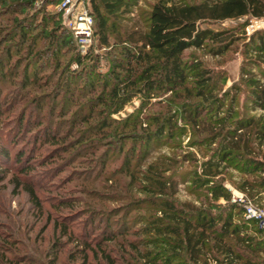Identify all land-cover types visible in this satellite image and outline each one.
I'll return each mask as SVG.
<instances>
[{
	"label": "trees",
	"instance_id": "16d2710c",
	"mask_svg": "<svg viewBox=\"0 0 264 264\" xmlns=\"http://www.w3.org/2000/svg\"><path fill=\"white\" fill-rule=\"evenodd\" d=\"M137 1L89 0L94 36L105 48L103 56L109 62L105 74L95 73L98 64L95 54L79 53L72 33L61 22L60 13L50 26L44 22L42 27L33 25L37 30L35 35L30 34L32 28L25 18L21 21L12 18L17 48L25 45L26 62L19 75L22 84L39 88L37 75L45 65L51 66L52 72L59 70L58 77L62 72L65 75L55 86L63 103L74 108L63 120L64 131L52 130L42 119L37 120L35 131L42 127L39 133L43 143L64 154L70 152L75 158L85 150L90 154V161L103 147L104 151L95 158L100 159L97 161L99 174L108 166L107 152L114 151L115 160L120 159L116 172L128 178L126 197H112L114 203L122 199L127 202L105 213L102 226V218L95 220L97 214L105 215L99 210L86 214L77 233L72 226L54 222L63 241L55 242L58 248L49 257L48 264H58L59 250L68 244L74 248L66 257L72 264L76 261V264H209V260L214 264H264V234L253 221L244 219L243 209L230 201L231 193L224 186L223 178H219L223 169L232 167L244 177L237 190L247 198L254 201L260 190H264V85L251 76L246 80L251 109H259L263 115L232 122L233 98L225 107L212 94L210 71L199 60L186 58L184 54L190 49L200 50L207 43L217 44L215 55L226 51L236 39L234 30H214L210 25L240 18H246L244 26L248 19L264 21V0L188 3L156 0L149 8L143 30L122 24L129 20L127 16ZM35 2L12 0V5L18 8L15 13L27 14L33 9L30 17L34 18L41 14ZM41 19L44 18L41 16ZM37 38L44 40L40 48ZM245 46L248 47L246 56L250 55L248 63L259 68L264 78V30L249 36ZM61 56L67 57L65 63L59 61ZM70 64L76 67L69 70ZM133 99L138 101V106L132 113L118 120L112 117ZM31 101L40 107L38 113L43 110L34 96ZM178 102L180 107L173 110ZM213 105L214 111L203 114L205 107ZM155 107L158 112H150ZM222 108L224 113L220 117ZM178 121L181 128L177 127ZM28 123L25 115H19L12 142L29 127ZM189 128L196 136L190 142L192 147H213L209 148L211 156L194 166L183 181L190 186L189 192L201 199L198 206L176 202L179 183L168 173L175 170L179 160L174 155L151 159L152 150L158 145L162 147L166 140L175 139L177 129ZM31 131L29 128L28 132ZM2 145L0 160L8 161V148ZM185 157L183 161H197L191 153ZM12 159L19 172H28L27 164L23 163L25 153H15ZM5 170L0 164V182L5 178ZM17 181L16 185H21ZM118 182L114 180L116 191ZM24 189L39 207L33 188L25 185ZM69 206L68 201L62 200L56 209ZM131 212L137 213L132 220L129 219ZM119 213L126 221L113 226L109 216Z\"/></svg>",
	"mask_w": 264,
	"mask_h": 264
},
{
	"label": "rangeland",
	"instance_id": "374dc122",
	"mask_svg": "<svg viewBox=\"0 0 264 264\" xmlns=\"http://www.w3.org/2000/svg\"><path fill=\"white\" fill-rule=\"evenodd\" d=\"M155 1L138 0L132 12L127 16L129 20L122 24H128L129 27L135 26L138 30H143L146 24V15ZM174 1L188 3L197 2L198 0ZM56 3H58V0H36L35 5L41 11V14L31 18L33 9H30L27 14L15 13L18 8L15 4L12 5V0H0V144H3L4 148H8L10 155L8 161L0 160L1 166L7 170H5L7 172L5 178L0 182V264H48L49 257L53 256L54 249L58 248L57 245H54L55 242L63 241L58 237L59 229L54 227V222L58 225L72 226L73 231L77 233L81 230L82 222L89 211L99 210L98 212L105 214L117 204L127 202L124 199L119 200L118 203L112 202L113 196L126 197L124 190L125 185L128 184V178L123 175L120 176L116 172L119 170L117 168L120 159L115 160L116 153L114 151L107 152L108 166L99 174L98 164L100 162L97 161L100 159L97 158L96 160L95 158L104 151L103 147H100L93 161H90V154L86 153L85 150L81 151L82 156L75 158L70 152L64 154L62 150H56V147L51 144L43 143L42 134L39 133L42 127L35 131V124L38 119H42L52 130H56V128L57 130H66V123H63V120L69 117L71 110L74 108L63 103V97L60 93L58 94L57 86H55L58 81L62 82L65 75L63 76L62 72L58 77L59 70L52 72L51 66L45 65L37 75L40 78L38 80L40 83L39 88L31 89L30 85L24 86L22 84L19 75L23 70L22 66L26 62L24 56L25 45H19L17 48V36L12 35L15 32L12 29V18H19L20 21L25 18L26 24L29 22L32 28L29 31L30 34L35 35L37 30L33 29V25L36 27H42L45 24L50 26L59 13L62 22L60 3ZM41 16L44 19H41ZM245 22L246 18H240L210 25L214 30L230 29L234 30L236 34V39L232 45L223 53L215 55L218 46L212 43H207L200 50L190 49L184 53L186 58L193 57L199 60L203 67L210 71L212 94L222 100L225 107L229 106L230 98H233L235 115L232 122L237 119L244 120L248 117L259 118L263 115L261 110L251 109V102L248 99L249 86L246 82L247 78L251 76L263 85L264 78L259 73V68L248 63L250 55L247 54L246 56L245 54L248 48L245 43L248 42L249 36L254 32L264 30V21L248 19L247 24L244 26ZM37 39L40 48L44 40L42 38ZM89 52L98 57L95 73H107L109 62L103 56L105 48L100 46L96 36ZM66 60L67 57L64 56L59 58L62 63H65ZM15 64L17 66H14ZM75 67L76 65L70 64L69 70ZM28 73H32L31 69H28ZM44 84H47L46 87L43 86ZM33 96L38 104L43 106V110L39 113L37 111L40 107L32 104ZM166 97L163 96L162 98ZM179 102L173 107V110H178L180 107ZM137 106L138 101L133 99L125 105L119 114L112 117L116 120L125 118ZM214 110V105L210 108L205 107L203 114H209L210 111ZM150 112L157 113L158 108L155 107ZM223 113L224 108L219 113L220 117L223 116ZM21 114L26 116L27 121L29 120V127H26L20 136L12 142L15 139L16 122ZM60 114L63 115L60 116ZM179 126H181L180 121L177 122V127L181 128ZM29 128H31V132H28ZM175 135V139L166 140L162 147L158 145L159 148L153 149L151 159L174 155L179 163L175 170L173 169L168 173V176L178 180L179 183L175 197L176 202H191L198 206L201 199L189 192L190 186L183 181L189 177V172L194 169V166H198L201 161L211 156L209 148L213 147H192L190 142L196 136H193L190 128L186 130L177 129ZM34 142L35 145H33ZM253 143L255 148L257 142ZM20 152L26 154V160L23 163L24 165L27 164L26 167L29 170L25 174L19 172L12 159L15 153ZM187 153L195 156L197 161L195 163L191 162L192 160L183 161ZM73 158L75 159L73 160ZM135 159H138V157L136 156ZM91 167L92 169H89ZM108 178H113V180H107ZM219 178H223L224 186L230 193L240 192L237 187L244 177L238 169L225 168ZM117 179L119 182L116 191L114 180ZM16 180L21 185L17 186ZM25 185L33 188L40 208L35 206L29 198L24 189ZM111 185H113L112 188L109 187ZM135 196L142 195L135 194ZM256 198L254 203L264 206V190H260ZM62 200L68 201L70 206L57 210L56 208ZM219 203L223 204V201L220 200ZM136 214V212H131L129 219L132 220ZM105 216L106 214L103 217L97 214L95 220L102 218V226ZM109 220L113 226H116L119 221H126L121 213L110 215ZM258 237V235H255V238ZM72 246V244L61 246L58 264H72L66 260L67 254L74 249ZM208 262L214 264L211 260ZM73 263L76 264L77 261ZM119 263L122 262L119 261Z\"/></svg>",
	"mask_w": 264,
	"mask_h": 264
},
{
	"label": "built area",
	"instance_id": "2783aa9c",
	"mask_svg": "<svg viewBox=\"0 0 264 264\" xmlns=\"http://www.w3.org/2000/svg\"><path fill=\"white\" fill-rule=\"evenodd\" d=\"M60 9L63 25L72 33L79 53L86 55L95 38L89 0H62ZM230 201L241 206L244 219L253 221L256 228L264 234V206L254 203L242 192H231Z\"/></svg>",
	"mask_w": 264,
	"mask_h": 264
}]
</instances>
